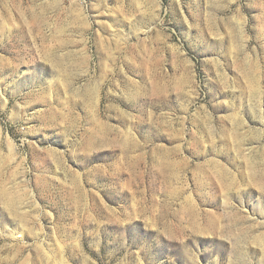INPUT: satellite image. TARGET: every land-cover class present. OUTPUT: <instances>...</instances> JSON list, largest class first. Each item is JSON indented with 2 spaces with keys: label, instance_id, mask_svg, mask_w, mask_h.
<instances>
[{
  "label": "rangeland",
  "instance_id": "1",
  "mask_svg": "<svg viewBox=\"0 0 264 264\" xmlns=\"http://www.w3.org/2000/svg\"><path fill=\"white\" fill-rule=\"evenodd\" d=\"M0 264H264V0H0Z\"/></svg>",
  "mask_w": 264,
  "mask_h": 264
}]
</instances>
